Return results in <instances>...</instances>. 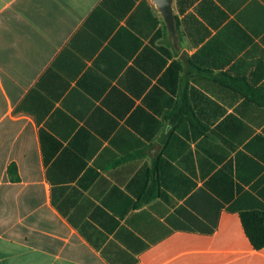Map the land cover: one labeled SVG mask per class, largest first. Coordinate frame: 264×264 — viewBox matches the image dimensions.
Segmentation results:
<instances>
[{
  "label": "crops",
  "instance_id": "0c3cea01",
  "mask_svg": "<svg viewBox=\"0 0 264 264\" xmlns=\"http://www.w3.org/2000/svg\"><path fill=\"white\" fill-rule=\"evenodd\" d=\"M0 0V264H264V0Z\"/></svg>",
  "mask_w": 264,
  "mask_h": 264
},
{
  "label": "trees",
  "instance_id": "16d2710c",
  "mask_svg": "<svg viewBox=\"0 0 264 264\" xmlns=\"http://www.w3.org/2000/svg\"><path fill=\"white\" fill-rule=\"evenodd\" d=\"M245 231L255 249L264 248V212L243 211L240 214Z\"/></svg>",
  "mask_w": 264,
  "mask_h": 264
},
{
  "label": "water",
  "instance_id": "95a60500",
  "mask_svg": "<svg viewBox=\"0 0 264 264\" xmlns=\"http://www.w3.org/2000/svg\"><path fill=\"white\" fill-rule=\"evenodd\" d=\"M157 2L160 4V8L164 14V17L166 19V22L171 30H173V17L170 9V0H157Z\"/></svg>",
  "mask_w": 264,
  "mask_h": 264
}]
</instances>
